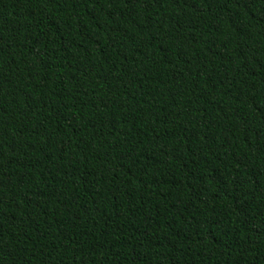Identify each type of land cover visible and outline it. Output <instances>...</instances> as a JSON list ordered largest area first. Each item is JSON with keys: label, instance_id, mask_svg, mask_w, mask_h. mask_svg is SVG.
I'll use <instances>...</instances> for the list:
<instances>
[{"label": "trees", "instance_id": "16d2710c", "mask_svg": "<svg viewBox=\"0 0 264 264\" xmlns=\"http://www.w3.org/2000/svg\"><path fill=\"white\" fill-rule=\"evenodd\" d=\"M0 264H264V0H0Z\"/></svg>", "mask_w": 264, "mask_h": 264}]
</instances>
